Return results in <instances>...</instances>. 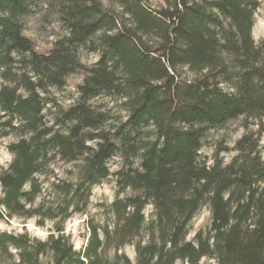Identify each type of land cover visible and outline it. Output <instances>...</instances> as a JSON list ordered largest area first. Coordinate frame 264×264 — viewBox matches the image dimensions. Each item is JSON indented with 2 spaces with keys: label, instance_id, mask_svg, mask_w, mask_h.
Listing matches in <instances>:
<instances>
[{
  "label": "trees",
  "instance_id": "trees-1",
  "mask_svg": "<svg viewBox=\"0 0 264 264\" xmlns=\"http://www.w3.org/2000/svg\"><path fill=\"white\" fill-rule=\"evenodd\" d=\"M34 1L0 0V138L18 137L0 172V220L55 227L44 240L0 231V264H264V43L252 37L261 0H58L68 33L47 54L22 34ZM80 48L99 58L76 102L48 122V92L82 67ZM102 93L121 100L124 121L106 125L91 104ZM238 118L258 131L228 162L216 152L208 163L203 138ZM115 156L111 222L88 219L75 250L63 223L85 212ZM58 161L79 165L62 177ZM204 208L209 225L187 240Z\"/></svg>",
  "mask_w": 264,
  "mask_h": 264
},
{
  "label": "rangeland",
  "instance_id": "rangeland-1",
  "mask_svg": "<svg viewBox=\"0 0 264 264\" xmlns=\"http://www.w3.org/2000/svg\"><path fill=\"white\" fill-rule=\"evenodd\" d=\"M152 6L161 5V0H148ZM58 0H35L27 16L21 19L22 34L29 38L34 45V50L38 54H47L54 46L55 42L67 35L66 25L63 23L59 10ZM105 7L110 6L113 10L118 11L115 5H110L103 1ZM255 22L252 28V37L256 43H264V0H261L260 6L255 13ZM81 68H77L73 73L68 75L65 85L61 89H50L48 98L51 99L44 110L46 121H50L55 113L65 110L72 106L77 100V87L82 83L88 69L92 68L97 62L99 54L80 48L76 52ZM91 104L106 116L107 124H117L126 119V112L121 104V100L112 98L105 93L100 94L91 101ZM258 121L238 118L227 122L222 127L210 129L202 140L200 154L206 157L208 163L211 162L212 156L218 152L225 162H228L234 155L232 151L235 142L246 132L256 133L259 129ZM263 132L260 138L261 154L264 158V119L262 120ZM18 137L11 134L0 138V172L5 170L12 160V155L7 147ZM226 148L229 151L224 152ZM76 165L79 163L55 162L52 169L60 176L65 177V173L75 172ZM120 157L115 156L107 162L110 175L102 180L99 184L92 187L89 197L88 206L83 214L76 213L63 223V229L66 236L75 250H80L86 243L88 230L86 223L88 219L94 223L102 225L104 222H111L108 214L109 205L118 196L116 177L114 173L121 167ZM138 166V159L133 160V167ZM124 193L119 194L122 197ZM145 213H149V207ZM37 219L12 217L0 220V231L12 234L27 233L31 238L44 240L48 234L54 231L55 222L45 220L42 226L36 223ZM210 223V214L207 209H202L192 220L189 227L187 240L193 238L194 234L206 228ZM121 252L126 254L134 262L135 253L133 246L125 245ZM111 254V253H110ZM203 264H214L212 261H204Z\"/></svg>",
  "mask_w": 264,
  "mask_h": 264
}]
</instances>
